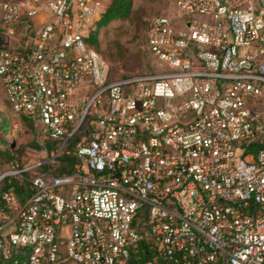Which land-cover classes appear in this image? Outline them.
<instances>
[{"label": "built area", "instance_id": "built-area-1", "mask_svg": "<svg viewBox=\"0 0 264 264\" xmlns=\"http://www.w3.org/2000/svg\"><path fill=\"white\" fill-rule=\"evenodd\" d=\"M102 2L0 0L4 99L41 154L5 140L0 257L264 264V0H176L181 29L160 15L146 33L163 71L118 80L87 41Z\"/></svg>", "mask_w": 264, "mask_h": 264}, {"label": "rangeland", "instance_id": "rangeland-1", "mask_svg": "<svg viewBox=\"0 0 264 264\" xmlns=\"http://www.w3.org/2000/svg\"><path fill=\"white\" fill-rule=\"evenodd\" d=\"M112 0H103L105 11ZM176 0H130L128 18L109 23L97 32L94 47L107 64L109 78L118 80L143 73L155 74L163 71L162 65L146 49V33L152 18L167 16L176 30L181 29V19L175 6ZM17 34L20 28H15ZM0 30H6L0 23ZM20 38V37H19ZM21 44L25 39H18ZM0 114L7 119L8 134L3 139L12 142L19 153L20 161L36 160L41 156L29 122L14 115L6 104L0 83Z\"/></svg>", "mask_w": 264, "mask_h": 264}, {"label": "trees", "instance_id": "trees-1", "mask_svg": "<svg viewBox=\"0 0 264 264\" xmlns=\"http://www.w3.org/2000/svg\"><path fill=\"white\" fill-rule=\"evenodd\" d=\"M131 11V2L130 0H112L108 8L103 11L95 23V28L91 32L88 43L95 47L97 45V32L99 29L106 27L109 23L116 20H123L128 18ZM0 33L2 31L0 30ZM27 120L26 118H23ZM28 121V120H27ZM7 119L4 115L0 114V172L4 170V168L15 159V152L12 148L6 147V141L3 137L8 134L9 128H5L7 123ZM29 122V121H28ZM37 146V144H36ZM75 163V158L68 154L64 153L61 157L58 158V163L55 167V174H63L68 173L72 170V167ZM17 193L22 201L28 198L31 194L30 189L27 186H20L16 183ZM0 208L2 205L0 204ZM30 249L28 247L19 249L16 251L12 258L9 260H3L0 257V264H24L26 256L28 255Z\"/></svg>", "mask_w": 264, "mask_h": 264}, {"label": "water", "instance_id": "water-1", "mask_svg": "<svg viewBox=\"0 0 264 264\" xmlns=\"http://www.w3.org/2000/svg\"><path fill=\"white\" fill-rule=\"evenodd\" d=\"M8 46V37L3 33H0V49Z\"/></svg>", "mask_w": 264, "mask_h": 264}, {"label": "crops", "instance_id": "crops-1", "mask_svg": "<svg viewBox=\"0 0 264 264\" xmlns=\"http://www.w3.org/2000/svg\"><path fill=\"white\" fill-rule=\"evenodd\" d=\"M36 22H38V21H36ZM36 22H35V23H36ZM7 231H8V230H6L5 232H7Z\"/></svg>", "mask_w": 264, "mask_h": 264}]
</instances>
